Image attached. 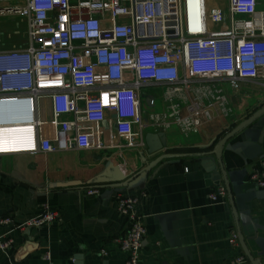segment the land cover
Segmentation results:
<instances>
[{"label":"built area","instance_id":"2783aa9c","mask_svg":"<svg viewBox=\"0 0 264 264\" xmlns=\"http://www.w3.org/2000/svg\"><path fill=\"white\" fill-rule=\"evenodd\" d=\"M0 6H9L0 14H18L27 27L24 46L0 50V155L112 147L103 141L108 127L124 142L115 145L143 147L142 129L133 126L143 127L141 91L155 86L170 105L151 114L152 123L195 132L214 102L229 112L221 81L264 78V0H0ZM250 181L264 188V160ZM226 194L220 184L208 198L223 202ZM143 198L145 192L114 196L128 225L116 238L127 254L124 264L140 262ZM58 217L43 204L15 228L46 226ZM10 222L0 217V224ZM228 241L238 246L234 232ZM12 243L0 238V252ZM246 260L239 252L229 262Z\"/></svg>","mask_w":264,"mask_h":264},{"label":"crops","instance_id":"0c3cea01","mask_svg":"<svg viewBox=\"0 0 264 264\" xmlns=\"http://www.w3.org/2000/svg\"><path fill=\"white\" fill-rule=\"evenodd\" d=\"M26 42L25 18L2 12L0 50ZM219 87L229 112L224 115L214 102L209 117L201 115L200 128L188 134L174 123H152L150 115L170 105L161 86L141 91L143 127L134 124V131L142 129V137L161 132L163 152L174 154L150 169L160 154L149 158L145 145H115L124 142L109 127L103 141L112 147L0 155V217L11 220L0 224V238L13 240L6 254L0 252V264H124L127 254L116 238L128 225L114 196L141 192L146 232L139 264H230L239 252L246 256L243 264H264V188L250 181L264 160V111L223 141L219 162L215 154L223 136L264 107V78L223 80ZM42 118L50 119L46 105ZM220 184L226 197L211 202L208 194ZM93 188L96 194L86 193ZM43 204L58 211L54 222L15 228ZM233 232L237 247L228 241Z\"/></svg>","mask_w":264,"mask_h":264},{"label":"water","instance_id":"95a60500","mask_svg":"<svg viewBox=\"0 0 264 264\" xmlns=\"http://www.w3.org/2000/svg\"><path fill=\"white\" fill-rule=\"evenodd\" d=\"M4 8V9H9V6H0V9ZM149 103V100H146ZM264 111V107L261 108L257 113H255L254 115L250 116L249 118H247L245 121H243L240 125H238L234 130L230 131L228 134H226L225 136H223V138L220 140L217 148L215 149V154L217 156L218 162L220 161V156H219V151H220V147L221 144L223 143V141L229 137L230 135H232L235 131H237L238 129H240L241 127H243L244 125H246L247 123H249L254 117H256L258 114H260L261 112ZM144 142H145V147L147 149V156L153 157L157 154H160L159 156H157L156 158H154L149 164L148 166H146V169H150V167H152L155 163H157L158 161L165 159V158H170L172 155L174 154H170V153H164V147H165V141H164V136L161 132H157V133H146L144 135ZM220 164V163H219Z\"/></svg>","mask_w":264,"mask_h":264}]
</instances>
